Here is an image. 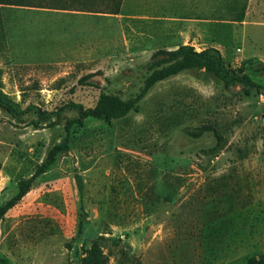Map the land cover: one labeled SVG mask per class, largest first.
Instances as JSON below:
<instances>
[{
	"label": "rangeland",
	"instance_id": "obj_1",
	"mask_svg": "<svg viewBox=\"0 0 264 264\" xmlns=\"http://www.w3.org/2000/svg\"><path fill=\"white\" fill-rule=\"evenodd\" d=\"M23 1L0 5V100L61 120L38 127L34 111L0 109V207L63 143L76 104L136 98L159 49H216L260 88L226 89L190 70L158 83L137 112L75 125L70 149L0 218V264H247L263 256L264 0H235L232 9V0H213L217 11L201 13L160 6L158 14L148 0Z\"/></svg>",
	"mask_w": 264,
	"mask_h": 264
},
{
	"label": "trees",
	"instance_id": "obj_2",
	"mask_svg": "<svg viewBox=\"0 0 264 264\" xmlns=\"http://www.w3.org/2000/svg\"><path fill=\"white\" fill-rule=\"evenodd\" d=\"M23 2V0H0V5L24 6ZM147 69L148 76L144 82V87L136 98L123 100L118 95L103 94L93 108H84L80 104L74 106L79 116L77 119L66 120L63 143L56 146L49 153L47 162L38 169L33 177L28 180L23 179L19 181L17 194L8 203L0 207V218L14 208L29 193L36 178L44 174L60 153L67 152L70 149L72 128L75 125L83 127L85 120L88 118L110 123L113 120L126 117L131 112H137L139 110V103L158 83L190 70L205 71L207 74L213 75L224 84L226 89L240 85L243 89H246L247 94H250V89L260 88L247 75H242L229 67L220 52L213 48L200 52L190 45H181L174 50L159 49L152 55ZM95 76L96 74L93 73L83 77L80 80V84L84 85L85 82ZM0 109L15 117L34 111L39 118V121L36 123L38 127H40V122H49L48 126L51 127L59 124L61 120L59 117L56 120L49 119L46 113H42L39 109H34L32 106H29L19 114L9 103L1 100ZM247 264H264V255L259 258L252 257Z\"/></svg>",
	"mask_w": 264,
	"mask_h": 264
},
{
	"label": "crops",
	"instance_id": "obj_3",
	"mask_svg": "<svg viewBox=\"0 0 264 264\" xmlns=\"http://www.w3.org/2000/svg\"><path fill=\"white\" fill-rule=\"evenodd\" d=\"M233 2L231 3L232 5H230V9L235 8L236 6H238L237 4V0H232ZM231 2V1H230ZM149 6L154 8V12L155 13H165V11H160L159 7H165V6H173L175 7L178 11H180L181 8H186V7H191L192 11H196V8L199 10L198 12H202V8L205 6V8L207 9L205 12H214L217 11V3L214 2L213 0H148ZM215 8H214V7ZM250 7V6H248ZM210 8V9H208ZM251 10L250 8H247L246 13H249L248 11ZM150 13V11H149ZM148 19H150V17L148 16ZM251 25V22H248L246 27Z\"/></svg>",
	"mask_w": 264,
	"mask_h": 264
}]
</instances>
